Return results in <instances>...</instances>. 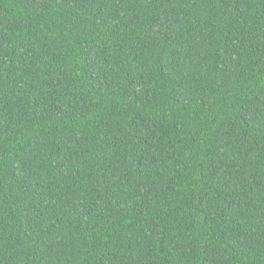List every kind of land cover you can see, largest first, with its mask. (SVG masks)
Listing matches in <instances>:
<instances>
[{
    "label": "trees",
    "instance_id": "obj_1",
    "mask_svg": "<svg viewBox=\"0 0 264 264\" xmlns=\"http://www.w3.org/2000/svg\"><path fill=\"white\" fill-rule=\"evenodd\" d=\"M0 264H264V0H0Z\"/></svg>",
    "mask_w": 264,
    "mask_h": 264
}]
</instances>
